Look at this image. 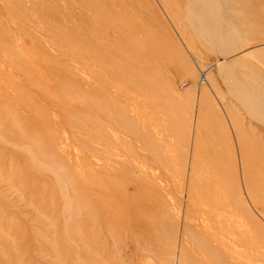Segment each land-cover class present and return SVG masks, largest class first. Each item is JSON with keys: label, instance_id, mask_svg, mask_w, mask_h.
<instances>
[{"label": "rangeland", "instance_id": "374dc122", "mask_svg": "<svg viewBox=\"0 0 264 264\" xmlns=\"http://www.w3.org/2000/svg\"><path fill=\"white\" fill-rule=\"evenodd\" d=\"M220 1L237 44L227 53L208 47L185 0L139 1L131 38L119 35L112 0H0V264H173L183 243L189 262L201 232L186 241L174 225L184 207L200 213L185 166L196 143L205 181L219 149L228 169L236 152L239 171L230 118L251 179L264 183V118L244 98L264 90V3ZM96 17L105 27L95 43ZM138 51L148 82L136 118L149 140L107 127L103 111L104 92L122 89L121 58ZM113 135L122 142L109 145Z\"/></svg>", "mask_w": 264, "mask_h": 264}, {"label": "bare ground", "instance_id": "6f19581e", "mask_svg": "<svg viewBox=\"0 0 264 264\" xmlns=\"http://www.w3.org/2000/svg\"><path fill=\"white\" fill-rule=\"evenodd\" d=\"M112 1L115 2L118 6L114 10L116 16H120V19L123 20L121 21V25L118 26L119 35L122 36V34H126L131 38L136 33H134L132 29H129L126 32V28L124 27H126V22L130 19L134 21V18H142L139 13L141 12V5H139V1L141 0ZM257 1L259 2V4L264 3V0ZM105 2L106 0H104V3ZM185 2H187L188 5L186 11L188 10L187 13H189L190 15L188 16L191 18L193 28L198 31L197 33H201V38L207 43L208 47H214L219 52L221 51L223 53L235 50L237 44L232 40V32L230 28L231 23H229L227 20V15L220 0H185ZM253 2L255 1L253 0ZM136 5L137 8L135 9V12H132V9ZM129 6L131 8H129ZM253 9L257 12L256 8ZM105 17L108 18L107 15ZM92 20L97 24L93 25L89 36L90 38L92 37L94 39V42L96 43L99 38L103 37V33L100 31V25H102L103 27H105V25L98 17ZM263 24L262 26H264ZM147 28L149 30L148 26ZM143 31L146 32V29ZM100 48L104 50L106 49V45L105 47L101 45ZM145 50L148 54L150 53L148 52V49ZM131 54L133 53L131 52ZM139 56L140 52L138 51V53L134 55H129L128 58H121V60L124 61L125 64L123 66H120L118 69H115L114 73L116 74H114V80H124L116 81L121 83L122 89L116 91V93L114 92L113 95H108L106 92H104L106 94V96H104V100H106V103L103 105V111L106 114L107 121L111 123V126L108 123L107 127L121 129L124 135L127 137H131L132 135H134L136 138L142 139V137L145 136L147 140H149L151 137L156 138V135L145 127L143 121L142 126L140 122L141 118H136L137 110L139 108L138 96L142 93V84H147L148 82L138 81L144 74L143 63L137 58ZM248 92L246 91V93H244V98L245 100H247L246 103L248 105H252L253 107H251L252 109L254 108V113H257V116H261V119L263 120L264 90L262 92ZM241 97L240 98L243 100V94ZM251 110L249 109L248 112ZM228 121L229 124L231 123L230 125L234 130V137L236 141L235 146L237 149L236 156L238 157V164L240 169L238 171L237 165L235 164V151V153L233 152L234 165L231 169H228L227 163L225 162V155L222 151H220L221 149H219V151L217 150L216 152L214 151L213 154L210 152V158L217 160V163L209 162V164H207V166L210 167V171L208 173V180L205 181L203 177V173L205 171H203L202 169H197L198 150L196 143H194L195 150L192 154L191 160L189 161V163L187 162L188 164L186 163L187 166H185L187 167V170L189 172V184L187 185L185 191L188 192L189 198L194 197V199L199 202L200 207L197 209H200V213L198 215L199 217L193 215L196 217L190 219L191 214L188 212L187 208L184 207L183 209H185V211H183V213L178 212V214L176 215L174 225L177 229L181 225V227L183 228L181 237L186 241L187 238H193L191 237L192 234L191 236H189L186 233V231H188L189 229L191 230L193 227H198V231H200L201 233L200 235L196 236L195 239H192V242H194V244L192 245V249L194 250L191 252L195 256H193L192 260L189 261L190 263L187 261L189 255L188 251L185 249L184 243L174 245L175 251L170 255L172 260L171 263L173 264H263L262 256H264V183L258 180L253 181V179H251L252 172L246 163L247 149L245 148V145L242 144L243 134L235 131L236 127L231 118ZM141 129L142 131H144V136L143 134H141V132H139V130ZM219 133L220 132H218V134ZM219 135H217L216 137L220 138ZM113 136L115 137V139L113 137L111 141H107L109 145L115 146V144H118V142H122L118 138V136ZM227 137L226 139L227 141H229L228 138L230 137ZM197 173L198 175L200 174L198 184L193 182V179L195 178ZM239 176L245 188L244 198L242 197V192L239 190ZM256 178H258V176H256ZM206 190L207 192L213 191L215 193V201H213V199L209 200V198L208 200H201V197H203L202 191Z\"/></svg>", "mask_w": 264, "mask_h": 264}]
</instances>
